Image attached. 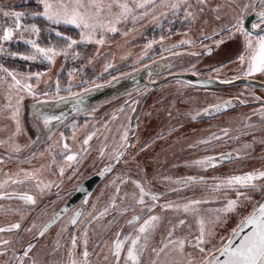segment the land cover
Here are the masks:
<instances>
[{
	"label": "rangeland",
	"instance_id": "374dc122",
	"mask_svg": "<svg viewBox=\"0 0 264 264\" xmlns=\"http://www.w3.org/2000/svg\"><path fill=\"white\" fill-rule=\"evenodd\" d=\"M103 3L105 11L88 21L94 29H85L32 15L43 10L39 0H0V35L13 24L4 12H23L21 24L40 29L38 34L21 29L12 40H0V66L32 88L29 92L12 86V78L0 70V228L20 225L0 232V264H72L73 260L117 264L112 254L115 240L134 236L150 215L159 220L141 264H151L152 249L168 242L170 230L172 240L186 243L183 251L170 244L167 259L173 264H202L205 253L214 254L212 245L225 244L241 219L264 198V179L255 180L256 189L247 191L251 203L237 198L235 188L226 191L224 184L232 176L264 172V134L249 135L264 126L257 124L261 120L250 115L248 123L235 127L239 119L230 112L234 118L227 124V117L222 118V133L210 130L220 126L221 113L230 110L228 103L246 98L263 101L264 91L253 86L201 87L174 79L150 88L140 84L57 122L49 117L72 99L151 65L163 70L149 77L153 84L180 73L222 81L262 78L264 72L245 75V39L233 26L237 17L244 22L248 15L264 11L261 0H116L128 4L131 11L125 15L113 0ZM109 3H113L110 12ZM252 38L255 45L257 37ZM27 40L59 54L51 60L40 55L24 60L22 56L35 51ZM70 41L77 43L69 48ZM141 146L151 151L147 159L131 151ZM223 154L231 158L221 160ZM68 156L75 159L69 161ZM95 174L102 179L89 199L81 200L38 237L78 186ZM140 187L148 193L144 205L138 203ZM23 195L32 196L35 203L19 199ZM152 195L158 199L153 201ZM230 199H237L234 211H217ZM134 216L139 221L129 224ZM201 220L208 241L205 253L191 246ZM126 248L127 244L118 264H125Z\"/></svg>",
	"mask_w": 264,
	"mask_h": 264
},
{
	"label": "snow or ice",
	"instance_id": "6c2138e0",
	"mask_svg": "<svg viewBox=\"0 0 264 264\" xmlns=\"http://www.w3.org/2000/svg\"><path fill=\"white\" fill-rule=\"evenodd\" d=\"M151 2V0H149ZM203 2V0H201ZM39 3L43 6L42 11L33 12L34 16H43L47 20L52 23H66V24H74L77 27H83L85 29L93 28L95 25H90L88 23L89 19L92 18V15L99 16L101 12L105 11V5L103 0H39ZM115 6L122 10L121 15H125L130 12L128 4H119L116 3V0H113ZM113 3L107 4V11H111L113 7ZM262 5H264V0H261ZM144 4H138L137 7L143 8ZM172 7H177V5H172ZM247 8V6H245ZM4 16H11L13 18V24L9 27L3 28V33L0 35V40L10 41L13 39L14 35L23 29L25 32H32L38 34L40 29L36 25H31L30 27H25L21 24V18L25 15L23 12H4ZM258 22L253 24L254 28H259L260 23L264 22V11L258 14ZM243 18L237 17L235 19L234 27L237 32L243 34L245 39V49L248 56V64L245 75L251 76L256 72H264V36H258L256 38L255 45L253 44V38L250 32L245 30L243 27ZM115 28H111L110 31H115ZM60 35V33H57ZM91 40V36L87 37ZM25 43H28L35 50L33 55H25L21 58L24 60H35L37 55L43 56L45 59L51 60L55 55L59 54L52 48H42L40 47L34 40H27ZM77 43L76 41H70L68 47L71 48L73 44ZM96 43L102 44L103 40H97ZM67 54L66 52L64 53ZM12 55H16L13 53ZM240 62L243 64L245 61V56L241 55L239 57ZM0 70L6 73L7 76L11 77L14 81V85L19 86L27 91L31 92V85H21L20 80L16 78V75L13 72H10L6 68H2L0 66ZM39 75V74H37ZM47 123V120H45ZM88 139H91L89 137ZM85 144L88 143L86 139L84 141ZM67 148V145L64 146ZM67 159L69 161L74 160V156H68ZM210 159V158H209ZM197 164H203L205 161H197ZM110 169H105V171H109ZM103 175V173H101ZM257 179H264V172H260L259 175L249 173L245 175H236L228 178L224 181V184L227 186L225 189L230 190L235 188L237 198H243L244 201H248L251 203V197L247 195V191L250 189H256L255 183H253ZM14 183H19V181H14ZM139 187V185H137ZM241 189H244L243 191ZM148 195L145 190L140 187V196L138 203L141 205L145 204L144 197ZM19 199L24 200L28 203H35V200L32 196L23 195L20 196ZM151 199L156 201L158 197L156 195H152ZM195 203H200V201H196ZM168 207H172L168 205ZM237 207V199H230L227 201L226 207L223 209H219L217 211L220 212H231L234 211ZM107 211V209L105 210ZM151 212V209H148ZM185 211H188V208L185 207ZM104 213H101V216ZM136 221H139V217L133 218ZM220 217L217 216V220ZM159 220V217L155 215H150L148 218L144 219L143 222L139 225V227L135 230L136 234L134 236L129 235L120 239L119 237L114 242L113 256L117 261V264L121 258L122 252L126 248V256H125V264H141V259L143 257L144 251L147 249V242L151 235V232L156 228V222ZM73 223H75V218H73ZM129 224H132L133 221H129ZM179 223L182 225L185 221L180 220ZM200 224V232L199 235L195 238V243L191 246L198 249L200 253H205L204 244L208 243L206 240V233L204 228V222L199 221ZM20 227L19 224H13L11 228L4 229L0 228V232L11 231L12 229H18ZM245 227L250 228V232L246 235L240 237L239 242H235L231 239L228 240L226 244L222 246H217L215 244L212 245V249L214 254L210 257L205 253V259L202 261V264H264V202H257L256 206L253 207L252 211L245 217H243L240 221V224L237 229L232 232V236L237 237L239 233L244 230ZM168 242L163 243L159 249L153 248L152 252L155 254V259L151 261V264H173V262L167 259L168 253L166 249L169 248V245H178L180 251H183L186 241L185 240H172L170 237L172 236V230L169 231L168 234ZM5 243H8L5 241ZM85 245L87 241L85 240ZM72 245L75 247L76 239H72ZM31 247L29 248V251ZM215 253H218L216 255ZM28 252L24 253L27 256ZM162 254L164 258L162 257ZM85 260L87 259L89 253L85 250L82 253ZM220 257H224V259H220ZM107 259V256H105ZM72 264H76V261L73 260ZM191 264V261H189Z\"/></svg>",
	"mask_w": 264,
	"mask_h": 264
},
{
	"label": "water",
	"instance_id": "95a60500",
	"mask_svg": "<svg viewBox=\"0 0 264 264\" xmlns=\"http://www.w3.org/2000/svg\"><path fill=\"white\" fill-rule=\"evenodd\" d=\"M255 17V13H252L248 15L244 20V26L248 29L251 28V23L253 21V18ZM163 72L162 68H158L155 65L148 66L141 71L133 74L131 77H128L124 80L114 82L113 84H110L108 86L102 87L98 90H95L90 93L83 94L81 96H78L62 107L60 109L56 110L55 113L59 120L61 118H66L70 114L74 112H78L81 110H85L87 108H90L92 106H95L97 104H100L101 102L116 96L125 90H128L129 88H132L136 85L144 84L148 86L149 88L154 85H159L160 83L168 80H182L184 82H187L189 84H193L196 86L201 87H223V86H234L237 84H246V85H260L261 83L247 79V78H239V79H232V80H219L217 78H208V77H201L193 73H180V74H172L168 76L166 79H163L160 82H157L155 84L151 83L149 81V77L156 73ZM49 114V117H53L51 119H54L55 121L57 119L54 118ZM50 119V118H49ZM57 122V121H56ZM226 158L224 157L223 160ZM102 175L101 174H95L87 178L85 181H83L77 188L76 192L68 198V200L56 211V213L46 222V224L42 227L39 236L41 237L43 234H45L52 226H54L63 216H65L81 199H84V201H87L95 189V187L98 185V183L101 181ZM264 202V198L260 201ZM252 211V210H251ZM250 211V212H251ZM249 212V213H250ZM248 213V214H249ZM247 214V215H248ZM79 213L75 215V222L78 218ZM134 221V219H132ZM73 223V222H72ZM239 226V225H238ZM238 228V227H237ZM236 228V229H237ZM248 232H250V228L245 227L242 232L239 233V236L234 237L231 235L229 239L239 242L240 237L246 235ZM228 239V240H229ZM226 241V243L228 242ZM225 243V244H226ZM218 255V253L216 254ZM220 259H224V257H220Z\"/></svg>",
	"mask_w": 264,
	"mask_h": 264
},
{
	"label": "flooded vegetation",
	"instance_id": "af4514ba",
	"mask_svg": "<svg viewBox=\"0 0 264 264\" xmlns=\"http://www.w3.org/2000/svg\"><path fill=\"white\" fill-rule=\"evenodd\" d=\"M258 16L255 14V17L253 18V23H257L258 22ZM243 25H244V23H243ZM245 27V26H244ZM246 28V27H245ZM252 28V27H251ZM246 30L248 31V32H250L251 33V35L253 36V37H258V36H261V35H264V22H262V23H260V27L259 28H256V29H248V28H246ZM263 74V77L261 78V77H258L257 79H255V78H250L251 80H254V81H257V82H259V83H261L260 85H246V84H242V85H244V86H253V87H255V88H258V89H260V90H262V91H264V73H262ZM199 76H201V77H207L206 75H199ZM240 78H243V77H240ZM245 78H247V77H245ZM236 79H239V78H236ZM247 79H249V78H247ZM241 85V84H240ZM235 98H238V99H241V98H239V97H235ZM241 100H243V99H241ZM262 101V100H261ZM230 104V105H229ZM228 106H230L229 108H230V110H227V109H225V111L223 112V113H221L222 115L220 116V119H219V121H220V123H219V125L220 126H218V128H210V130H219L221 133L225 130L223 127H222V118L223 117H227V122H226V124L227 123H229L230 121L229 120H232L234 117L236 118V119H239V123L237 124V125H233V126H235V127H243V125H245L246 123H248L249 122V120H248V118L249 117H251L250 115H253V117H255L257 120H261V121H258V125H261V124H264V119H262L263 117H264V99H263V101L261 102V103H259L255 98L252 100V99H247L246 98V100H244V101H239L238 103H228V105H227V107ZM231 108H233L232 110H231ZM230 112H236L235 113V116L233 117V116H231V115H229V113ZM51 115V114H50ZM52 116H54V118L55 119H57L56 121H59V118L57 117V115L55 114V113H53L52 114ZM228 116H230V117H228ZM50 118H53V117H50ZM229 118V119H228ZM247 119V120H246ZM255 119V120H256ZM251 120V119H250ZM252 121V120H251ZM253 122H255V121H252L251 123H253ZM263 122V123H262ZM237 130H240V129H237ZM253 130V132L251 133V134H249V135H260V134H264V126H262L261 128H256V129H252ZM222 135V134H221ZM145 148H147V147H144V146H141V147H139V150H131V151H134V153L136 152H140L141 153V155L143 154V156H144V159H147L148 157H147V155L146 154H148V152H151V151H149V150H144ZM224 149V148H223ZM157 153L159 152V151H156ZM133 152H131V154H132ZM134 153L131 155V158H134L135 156H134ZM143 156H140V157H143ZM226 158V159H229V158H231L230 157V154H223V155H221L220 156V159L221 160H223V158ZM149 158H151V157H149ZM225 159V160H226ZM171 162H174V161H171ZM86 180V179H85ZM84 180V181H85ZM73 195V194H72ZM71 195V196H72ZM70 196V197H71ZM81 200H84V199H81ZM80 200V201H81ZM79 201V202H80ZM78 202V203H79ZM70 212V211H69ZM77 213H79V212H77ZM76 213V214H77ZM79 216V215H78ZM75 217V216H74ZM134 217H137V216H134ZM134 217H132L131 219H130V221H132V219L134 218ZM63 218V217H62ZM61 218V219H62ZM60 219V220H61ZM72 221H73V219H72ZM133 222H136V220H134ZM46 224V223H45Z\"/></svg>",
	"mask_w": 264,
	"mask_h": 264
}]
</instances>
